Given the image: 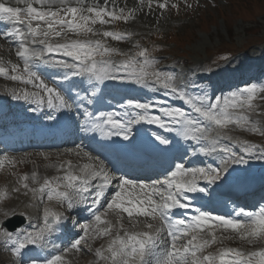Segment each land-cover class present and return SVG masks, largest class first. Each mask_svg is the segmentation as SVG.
Returning a JSON list of instances; mask_svg holds the SVG:
<instances>
[{
  "label": "snow or ice",
  "instance_id": "snow-or-ice-1",
  "mask_svg": "<svg viewBox=\"0 0 264 264\" xmlns=\"http://www.w3.org/2000/svg\"><path fill=\"white\" fill-rule=\"evenodd\" d=\"M15 3L23 7L0 2V22L6 24L0 37L15 46V55L22 61V67L0 59V77L34 89H13L15 99L34 103L33 111L44 107L72 108L61 91L41 78L38 71L41 66L66 70L65 81L71 77H87L93 83L87 94L92 97L106 81L128 80L142 87L163 89L166 95L188 105L195 115L174 106H160V115H155L151 112L154 104L128 100L122 107L139 110L135 116L125 120L115 111H101L98 115L85 112V122L89 125L85 130L97 132L105 139L122 137L128 141L133 135L132 125L141 122L157 125L194 142L197 147L192 149V156L215 157L219 161L215 167L187 166L181 159L164 170L162 179L145 180L119 173L118 169L114 171L99 155L81 145L65 149L78 160L46 164L45 168L55 169L56 175L43 176L35 169L30 174L17 175L12 191L30 195L44 205L41 223L31 225L32 230L9 231L0 222V237L6 247L10 246L17 261L27 257L30 246L47 248L52 236L61 230L67 217L46 203L55 201L68 209L86 206L90 216L66 247L45 258H29L28 264H72L70 254L85 252L94 255L92 264H264V205L256 210L237 207L231 213L214 214L193 203L201 194H208L209 185L224 181L232 166L246 165L249 159L264 160V145L229 134L230 129L238 128L264 136V121L252 118L254 112L257 116L264 115L256 111L254 104L258 98L264 99V83H250L214 99L203 90L193 95L177 74L160 70L159 60L138 42L135 47L139 50L129 54L107 46L101 39L72 38L90 34L116 41L130 39L131 32H101L94 26L134 20L135 13L145 5L149 9L154 3L160 9L178 7L169 5V0H139L138 7L127 11L125 8L117 11L115 0L111 7L108 0L103 5L99 0L91 3L88 0H15ZM57 55L70 59H57ZM115 56L125 59L116 60ZM221 59L227 61L228 57ZM122 71L126 75H121ZM87 95L81 99H87ZM87 102L91 104L92 100ZM152 135L161 145L172 143L163 135ZM232 145L238 146L239 151ZM38 155L48 160L51 153ZM22 162L23 158L4 155L0 158V170L6 164L15 167ZM8 196V188H0V200ZM8 215L4 213L5 217ZM99 239H106L107 243L93 249L92 243ZM234 239L246 242L250 249L224 246L215 252L206 251L217 243ZM51 247L59 248L55 244Z\"/></svg>",
  "mask_w": 264,
  "mask_h": 264
},
{
  "label": "rangeland",
  "instance_id": "rangeland-1",
  "mask_svg": "<svg viewBox=\"0 0 264 264\" xmlns=\"http://www.w3.org/2000/svg\"><path fill=\"white\" fill-rule=\"evenodd\" d=\"M171 4H176L178 7L160 9L156 4H153L149 11L145 10L146 14L144 13V16H136L134 20H136L137 27H132L134 20L127 22L121 20L107 25L97 24L94 26L101 32L105 30L120 33L131 32L133 35L130 39L116 41L110 37L105 38L102 35L91 36L90 34L88 36L82 35L72 38L101 39L107 46L118 48L129 54H133L139 50L135 47L138 42L141 47L148 48L152 54H155L153 56L159 60L157 67L160 70L177 74L179 79L193 87L195 93H198V91L201 92V90L209 91L208 95L214 99L213 95L217 84L216 81L218 82L219 79H222L223 71L227 67L236 62L246 64L249 55L264 50V0H169V5ZM188 4L191 7H188ZM138 5L139 0H125L123 6H127L125 8L127 11L128 9L136 8ZM15 6L23 7V5ZM5 43L0 37V49H2L0 51V59L21 64L15 55L16 48ZM225 56L228 57L227 61L221 59ZM114 59L122 60L125 57L115 56ZM197 65H208L210 68L217 67L216 69L220 75L213 79L215 82L210 85L206 79H197V76L192 75L195 73L198 67ZM263 68L264 66L255 75L256 79L251 83H264ZM189 73H192L191 78L187 76ZM40 75L50 87H53L51 78L45 77L42 73ZM239 78L241 80L244 79L240 75ZM243 86L244 84L242 83L240 85L235 83L228 90H235ZM24 87H27L29 90L33 89L31 85L25 86L20 82L0 77V94L6 93L10 95L13 89L19 91ZM229 91L217 96L227 94ZM61 93L66 96L63 91ZM254 104L257 106V112L264 113V99L258 98L254 101ZM252 118L264 121V115L257 116L255 112L252 114ZM229 134L240 139H247L251 143L264 145V136L258 134L248 133L238 128L230 129ZM233 147L239 151L238 146L234 145ZM48 153H51L50 159H52V156H56L55 152L48 151ZM12 157H16L18 160L21 158L18 154H14ZM245 158L249 159L247 156ZM256 160L249 159L246 165L234 166L246 170ZM33 163V160L28 159L22 163H17L15 167L6 164L0 170V179H2L0 180V188L6 187L10 193L11 188L9 187L12 186L17 175L28 172L34 165L38 169L35 163L32 165ZM42 163L47 164L44 161ZM34 169H31V171ZM11 199L12 196L9 195L8 198L0 200V205L1 207L3 206L0 208V222L1 219L12 217L15 213L27 215L28 210L33 211V213L38 212L37 209L32 210L33 207L30 205L33 202H30L31 200L29 199L22 200L19 208L7 207L12 202ZM33 201H36V204L33 205L35 208L39 207L40 209L44 207L38 200ZM46 203L55 210L57 206H61L55 201H46ZM5 212L9 213L7 217L4 216ZM30 215L32 214L30 213ZM1 239L2 237H0ZM225 241L229 247L244 248L245 250L251 247L246 242H241L238 239ZM106 243V239H99L92 243V247L95 249ZM69 258L72 260V264H92L94 255L86 252L75 253L70 254ZM0 262L1 264H14L12 256L2 248L1 244Z\"/></svg>",
  "mask_w": 264,
  "mask_h": 264
},
{
  "label": "bare ground",
  "instance_id": "bare-ground-1",
  "mask_svg": "<svg viewBox=\"0 0 264 264\" xmlns=\"http://www.w3.org/2000/svg\"><path fill=\"white\" fill-rule=\"evenodd\" d=\"M12 1H15V0H0V2H5V3H9L11 6H13L14 4H12ZM92 2V0H88V3H91ZM99 3L101 4V5H103L104 3H105V0H99ZM112 3H113V0H108V4H109V7H111L112 6ZM120 4H121V7L125 4V0H115V7L117 8L118 6H120ZM125 7H127V6H125ZM138 7V6H137ZM145 10H147V11H149V7L147 6V5H145L144 7H143V9L141 10V11H137L136 13H135V16H138V15H140V16H144L146 13H145ZM145 13V14H144ZM144 14V15H143ZM152 16V15H151ZM139 17V16H138ZM161 18V17H160ZM133 25H132V27L133 26H136L137 27V24H136V20H134L133 22ZM5 26H6V24L4 23V22H2V23H0V28H5ZM2 39H3V41H5V42H7V43H9L6 39H4L3 37H1ZM4 42V43H5ZM6 44V43H5ZM7 45V44H6ZM2 49H0V51H1ZM8 51V50H7ZM263 51L264 50H261V51H259L258 53H253L252 55H254V54H257L259 57L258 58H254L253 59V61H252V65H256V61L258 60L259 61V59H262V58H264V55H262L263 54ZM251 56V55H250ZM199 66V65H198ZM44 67H46V66H44ZM248 66L247 65H240L239 66V68H240V70H245L246 68H247ZM48 68V67H47ZM200 68H201V66H200ZM55 76H58V75H55ZM60 76V75H59ZM60 77H63V76H60ZM96 98H95V100H96V102L97 103H99L100 102V97L98 96V95H96L95 96ZM80 105H82V106H80L81 107V109H84L85 107H86V104H85V101L84 100H82L81 101V103H80ZM112 106V108H115V106H118V108H119V110H121V106L119 105V104H117V103H114V104H112L111 105ZM13 109H11L10 107H8L7 105H6V103H5V99L0 95V108H2V109H5V110H7V112L6 113H8L7 115H5V116H3L2 118L3 119H5L6 120V125L8 124V125H10V123H11V121H13V120H18V119H22V120H24V119H26V118H22V116H25V115H22V114H19V115H15L13 112L14 111H21L22 113H28V115H31L32 116V118L33 117H35L36 115L35 114H33L32 112H31V109H27L28 107H36V105L34 104V103H31V102H28V101H25V102H15L14 104H13ZM51 110H56V109H51ZM153 113H154V111H152ZM0 118H1V116H0ZM127 118H125V120H126ZM74 127H75V125H74ZM23 129H24V127H22ZM6 130V126L4 127V128H0V135L1 134H3L4 133V131ZM12 130H13V134H14V136H15V138H16V134H18V133H20V129H17L16 127H13L12 128ZM21 134V133H20ZM33 135L34 136H36L37 135V132H34L33 133ZM7 139H10V136H8L7 137ZM40 139H46V138H44L43 137V135H41L40 136ZM0 141H5V139L3 138V136H0ZM4 144V143H3ZM5 146L7 145V144H4ZM34 146H36V144H35V142H33V141H29V142H23V143H21V144H19L18 145V149L17 150H19V149H27L26 150V152L23 154H19L20 156L19 157H21V158H23V160H28V159H31V160H33L34 161V163L38 166V169L35 167V165H34V163L32 164V165H34V166H32L33 168H31V169H34V167H35V170H37L41 175H43V176H48V175H50V174H57L56 173V170L55 169H51V168H45V165L46 164H43L42 162L44 161V162H47V164H49V163H55V162H57V161H60V162H63V161H67V160H72L73 161V163H76L77 162V160H78V158L77 157H74V156H71V154H67L66 152H60V151H54L55 152V154H56V156L54 155V156H52V159H48V160H45L42 156H40V155H38L39 153H41V152H44V151H41V152H37L36 150H34ZM38 146V145H37ZM7 149H10V148H8L7 147ZM87 150H89V151H92L93 152V154L94 155H96V153H94V151L92 150V149H90V148H86ZM5 152V151H4ZM25 154H29V155H25ZM64 155V156H63ZM211 160V162L214 164V163H216V161H217V159L216 158H212V159H210ZM198 161H202L203 162V160H202V158H201V156L199 157V159L197 160V162ZM31 169H30V171L27 173V174H29V173H31L32 171H31ZM237 173H239L238 171H235V170H232V169H230L229 170V175H234V174H237ZM243 178H246L245 176H242ZM0 180H2V179H0ZM224 182V181H223ZM11 186V185H10ZM16 186V179H15V181L13 182V184H12V186L11 187H9V188H11L10 189V195L12 196V202L9 204V205H7V207L8 206H11V207H15V208H19V206H20V202L23 200H27V199H29V200H32L31 198H29V196H24L22 193H15V192H13L12 191V189L14 188ZM31 207H33L32 205H30ZM85 207V206H84ZM84 207L83 206H80V207H78L77 209H78V211H83V209H84ZM0 208H2V207H0ZM32 210H36V208L35 207H33V209ZM87 211V210H86ZM28 215L30 216V218L31 219H34L35 217H36V220H35V222L37 223V225H39L41 222H39V220H41V218H42V212H40V210H38V212H35V213H33V211H31V210H28ZM30 213L32 214V215H30ZM83 215L85 216V217H89V214L87 213V212H85V213H83ZM87 222V221H86ZM66 225H68L69 227H71V226H73L74 225V223L73 222H71V221H65V223L62 225V226H66ZM67 229V228H66ZM1 264V263H0Z\"/></svg>",
  "mask_w": 264,
  "mask_h": 264
}]
</instances>
